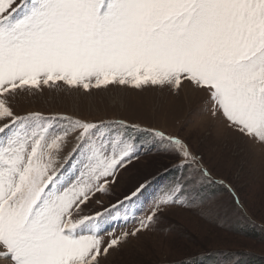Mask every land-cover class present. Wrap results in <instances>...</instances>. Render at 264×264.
Instances as JSON below:
<instances>
[{"label":"snow or ice","instance_id":"obj_1","mask_svg":"<svg viewBox=\"0 0 264 264\" xmlns=\"http://www.w3.org/2000/svg\"><path fill=\"white\" fill-rule=\"evenodd\" d=\"M61 84L192 86L208 94L212 117L264 147V0H0V264H106L167 208L202 207L201 189L224 185L181 137L120 122L147 131L180 179L164 186L138 227L105 241L115 213L84 209L101 203L149 140L103 123L65 117L54 127L39 113L14 114L10 97ZM148 186L112 209L138 202Z\"/></svg>","mask_w":264,"mask_h":264},{"label":"rangeland","instance_id":"obj_2","mask_svg":"<svg viewBox=\"0 0 264 264\" xmlns=\"http://www.w3.org/2000/svg\"><path fill=\"white\" fill-rule=\"evenodd\" d=\"M209 103L208 94L192 86L179 92L168 86L120 85L85 91L61 84L9 98L15 115L39 113L51 118L54 127L66 123L62 118L67 117L103 123L111 133L149 140L140 158L121 171L111 192L99 196L101 203L93 201L84 209L85 214L106 208L115 213L105 225V241L138 227L164 186L180 179L173 167L176 161L155 149L147 131L122 128L120 122L181 137L203 158L213 179L229 185L239 197L237 203L220 183L206 185L201 189L202 207L167 208L154 229L130 237L106 264H187L203 256L206 264H264V147L228 128L222 115L212 117ZM70 149L71 143L65 152ZM145 180L149 186L138 202H126L130 207L119 206L121 211L112 209Z\"/></svg>","mask_w":264,"mask_h":264},{"label":"trees","instance_id":"obj_3","mask_svg":"<svg viewBox=\"0 0 264 264\" xmlns=\"http://www.w3.org/2000/svg\"><path fill=\"white\" fill-rule=\"evenodd\" d=\"M204 258H200L199 260H193V262H188L187 264H206L207 261H205V256H203ZM183 263H186L185 261L182 262ZM208 263V262H207ZM250 264H252L250 262Z\"/></svg>","mask_w":264,"mask_h":264},{"label":"bare ground","instance_id":"obj_4","mask_svg":"<svg viewBox=\"0 0 264 264\" xmlns=\"http://www.w3.org/2000/svg\"><path fill=\"white\" fill-rule=\"evenodd\" d=\"M235 135V134H234Z\"/></svg>","mask_w":264,"mask_h":264}]
</instances>
